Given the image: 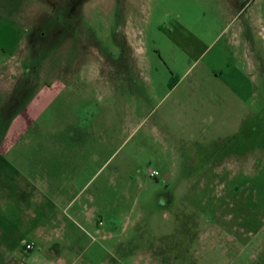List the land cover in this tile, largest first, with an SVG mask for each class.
I'll list each match as a JSON object with an SVG mask.
<instances>
[{
  "label": "rangeland",
  "instance_id": "rangeland-1",
  "mask_svg": "<svg viewBox=\"0 0 264 264\" xmlns=\"http://www.w3.org/2000/svg\"><path fill=\"white\" fill-rule=\"evenodd\" d=\"M25 44L0 264L55 220L66 264H264V0H0V62Z\"/></svg>",
  "mask_w": 264,
  "mask_h": 264
},
{
  "label": "crops",
  "instance_id": "crops-1",
  "mask_svg": "<svg viewBox=\"0 0 264 264\" xmlns=\"http://www.w3.org/2000/svg\"><path fill=\"white\" fill-rule=\"evenodd\" d=\"M23 55V56H22ZM13 57V59H21L23 57L24 59L27 57V48L26 44L25 46L21 47L18 51L14 50L9 58L6 60L4 59L2 62H0V66L2 65L1 74L2 76L5 75L4 78H8L7 81L10 80V78H14L17 72V60H15L14 63L10 61V59ZM39 184H40V179ZM38 180L36 178L32 180V178H29L28 181L30 183H37ZM32 181V182H31ZM83 188L79 189L75 194L74 197L71 199V203H74L73 205H76L74 208V215L76 216H86L88 217V221L93 223V225H97V222L95 219H91V217H95V212L97 211V206L95 204L96 198L95 194L92 193L88 196L87 201L88 202H82L80 197L82 195ZM99 197H103V195H100ZM90 202V203H89ZM77 203V204H76ZM90 205V206H89ZM91 213V214H90ZM100 221V220H99ZM100 223V222H98ZM62 224L58 223L57 220L53 221L52 225L48 227V225H44L41 221L35 223L34 225H31L29 228V231L32 233L33 238L30 240H27V243H31L32 247L27 248V256H26V264H66V258L62 255L61 250V244L57 242L56 240H53V237L58 235V232L61 229ZM51 242V244L49 243ZM37 243H47L44 247L48 249L45 255H43L40 251H35ZM40 246V245H39ZM38 246V247H39Z\"/></svg>",
  "mask_w": 264,
  "mask_h": 264
},
{
  "label": "built area",
  "instance_id": "built-area-1",
  "mask_svg": "<svg viewBox=\"0 0 264 264\" xmlns=\"http://www.w3.org/2000/svg\"><path fill=\"white\" fill-rule=\"evenodd\" d=\"M152 174H154V173L152 172ZM25 245H26L27 248H31L32 247V244L31 243H27L26 242Z\"/></svg>",
  "mask_w": 264,
  "mask_h": 264
}]
</instances>
